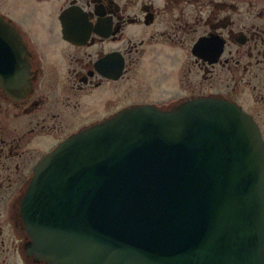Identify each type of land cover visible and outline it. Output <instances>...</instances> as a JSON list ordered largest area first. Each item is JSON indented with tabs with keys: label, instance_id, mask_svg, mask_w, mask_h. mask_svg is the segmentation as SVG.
Segmentation results:
<instances>
[{
	"label": "flooded vegetation",
	"instance_id": "obj_1",
	"mask_svg": "<svg viewBox=\"0 0 264 264\" xmlns=\"http://www.w3.org/2000/svg\"><path fill=\"white\" fill-rule=\"evenodd\" d=\"M1 22L0 201L25 264L45 263L26 254L20 201L39 162L79 132L216 98L243 107L264 139V0H0Z\"/></svg>",
	"mask_w": 264,
	"mask_h": 264
},
{
	"label": "water",
	"instance_id": "obj_2",
	"mask_svg": "<svg viewBox=\"0 0 264 264\" xmlns=\"http://www.w3.org/2000/svg\"><path fill=\"white\" fill-rule=\"evenodd\" d=\"M128 117L77 134L36 167L21 205L27 255L264 264V141L253 118L219 99Z\"/></svg>",
	"mask_w": 264,
	"mask_h": 264
},
{
	"label": "rangeland",
	"instance_id": "obj_3",
	"mask_svg": "<svg viewBox=\"0 0 264 264\" xmlns=\"http://www.w3.org/2000/svg\"><path fill=\"white\" fill-rule=\"evenodd\" d=\"M150 85H155L156 87H161V86H164V85H168L167 84V78L166 77H162V78H159V79H156V78H153V79H150ZM169 94H178L179 91L178 90H175V89H171L168 91ZM144 98H160L162 97L163 95H158L156 94V92H145L144 93ZM66 98L67 96H62V95H59L58 96V99L61 102H64L66 101ZM264 122V120H263ZM4 200L0 201V213H2V216L0 214V222L2 223L3 221V231H4V235H3V239L5 241V245L3 246L2 243L0 242V264H25L23 261H22V258H21V254L19 251L17 252H14L12 251V248H11V251H10V246H11V242L13 240H16L17 241V245L19 243V241L17 240V236L15 235V231L13 230L12 227H10L9 223H6L4 220H3V208H4ZM17 249V247H16Z\"/></svg>",
	"mask_w": 264,
	"mask_h": 264
}]
</instances>
